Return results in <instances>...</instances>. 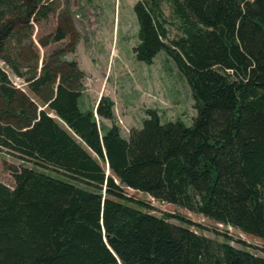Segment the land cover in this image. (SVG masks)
Returning <instances> with one entry per match:
<instances>
[{"label":"trees","instance_id":"trees-1","mask_svg":"<svg viewBox=\"0 0 264 264\" xmlns=\"http://www.w3.org/2000/svg\"><path fill=\"white\" fill-rule=\"evenodd\" d=\"M169 2L183 34L166 42L163 0H137L134 52L152 63L166 51L197 114L186 125L147 109L124 136L96 118H114L108 96L80 107L71 11L55 0H0V145L34 165L0 183V264H264L196 232L202 225L188 217L143 210L150 201L126 191L264 239V0ZM176 216L185 224L169 221Z\"/></svg>","mask_w":264,"mask_h":264},{"label":"rangeland","instance_id":"rangeland-1","mask_svg":"<svg viewBox=\"0 0 264 264\" xmlns=\"http://www.w3.org/2000/svg\"><path fill=\"white\" fill-rule=\"evenodd\" d=\"M136 1L55 0L58 11H71L80 34L76 51L67 56L68 59H76L85 73L80 107L83 110L95 108L101 96H108L114 102V118H101L97 113L96 118L107 125L116 123L124 136H128L132 128L142 127L146 111L151 108L158 109L162 121L181 120L191 125L197 114L195 99L186 76L175 60L164 50L158 52L152 63L140 61L135 55L134 47L139 43V24L134 10ZM162 9L168 21L166 42L170 43L183 32L169 0H163ZM54 21H57V15ZM8 72L16 87L27 91L42 104L29 91L23 79L19 81L12 72ZM2 104L3 98L0 96V106ZM51 114L55 116L52 111ZM22 165L34 166L23 160L18 152L0 145V183L13 185L12 171ZM126 191L134 198L146 202L149 200L146 194L139 191L129 188ZM143 210L158 216L165 213L183 215L202 225V229L196 225L191 226L196 232L219 242L228 241L235 247L264 257L263 238L248 235L237 228L229 235L226 228L218 226L214 220L174 204H151L150 208ZM169 221L185 224L177 216L169 217Z\"/></svg>","mask_w":264,"mask_h":264},{"label":"built area","instance_id":"built-area-1","mask_svg":"<svg viewBox=\"0 0 264 264\" xmlns=\"http://www.w3.org/2000/svg\"><path fill=\"white\" fill-rule=\"evenodd\" d=\"M15 78L19 81H22V79L18 76H15ZM148 198H149V201L151 204H159V203L162 205L170 204L169 202H167L165 200L157 199L156 197L151 196V195H149ZM217 225L220 227H225L229 233H231V231H233L235 229L232 225H227V224H223V223H217Z\"/></svg>","mask_w":264,"mask_h":264}]
</instances>
